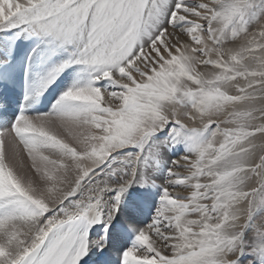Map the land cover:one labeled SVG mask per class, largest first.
<instances>
[{
	"label": "snow or ice",
	"instance_id": "obj_1",
	"mask_svg": "<svg viewBox=\"0 0 264 264\" xmlns=\"http://www.w3.org/2000/svg\"><path fill=\"white\" fill-rule=\"evenodd\" d=\"M0 264H264V0H0Z\"/></svg>",
	"mask_w": 264,
	"mask_h": 264
}]
</instances>
